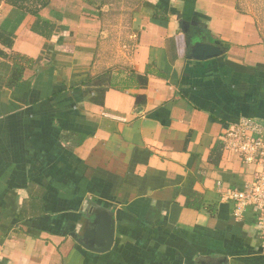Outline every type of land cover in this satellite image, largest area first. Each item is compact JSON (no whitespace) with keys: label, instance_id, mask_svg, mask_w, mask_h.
<instances>
[{"label":"crops","instance_id":"obj_1","mask_svg":"<svg viewBox=\"0 0 264 264\" xmlns=\"http://www.w3.org/2000/svg\"><path fill=\"white\" fill-rule=\"evenodd\" d=\"M109 12L0 0V264H264L217 191L254 177L220 138L264 128V21L241 0H142L115 50ZM193 38L222 55L190 59ZM91 203L114 215L103 254L70 236Z\"/></svg>","mask_w":264,"mask_h":264},{"label":"built area","instance_id":"obj_2","mask_svg":"<svg viewBox=\"0 0 264 264\" xmlns=\"http://www.w3.org/2000/svg\"><path fill=\"white\" fill-rule=\"evenodd\" d=\"M223 149L236 153L245 164L255 167L253 180L240 190L217 191L221 198L232 204L235 221H241L249 212L264 242V128L254 119L241 118L228 126L220 138Z\"/></svg>","mask_w":264,"mask_h":264},{"label":"water","instance_id":"obj_3","mask_svg":"<svg viewBox=\"0 0 264 264\" xmlns=\"http://www.w3.org/2000/svg\"><path fill=\"white\" fill-rule=\"evenodd\" d=\"M203 39H190V59L204 61L222 55L220 48ZM115 222L113 212L105 206L91 203V208L84 212L76 222L75 231L70 234L74 242L84 250L103 254L108 252L114 242ZM219 264H226L225 259Z\"/></svg>","mask_w":264,"mask_h":264},{"label":"rangeland","instance_id":"obj_4","mask_svg":"<svg viewBox=\"0 0 264 264\" xmlns=\"http://www.w3.org/2000/svg\"><path fill=\"white\" fill-rule=\"evenodd\" d=\"M112 3L110 20H116L108 24V30L116 31V38L112 40L115 50L120 49L123 45L122 38L118 37L117 32H123L125 38L128 33V20L131 12L137 7L135 0H108ZM241 5L245 9L252 11L257 18L264 21V0H241ZM113 12V13H112ZM132 41V31H129ZM117 53V52H116Z\"/></svg>","mask_w":264,"mask_h":264},{"label":"trees","instance_id":"obj_5","mask_svg":"<svg viewBox=\"0 0 264 264\" xmlns=\"http://www.w3.org/2000/svg\"><path fill=\"white\" fill-rule=\"evenodd\" d=\"M136 3H137V7L134 8V10L131 12L130 16H132V14L137 10V8L140 6L142 0H135ZM103 4H106L108 5L109 7V10L111 12V8H112V3L109 2L108 0H103ZM22 8V7H20ZM109 12V13H110ZM113 13V12H112ZM111 14V13H110ZM27 60L26 58L24 57H14L13 58V63H12V68H11V71H10V74L7 78V81H6V87H12L14 85H16L19 81H20V78H21V73H22V66H21V60ZM28 61V60H27ZM29 62H33V61H29ZM195 203V202H194ZM194 205V204H193ZM196 206V205H195ZM194 206V207H195ZM196 208L198 209L199 207L196 206Z\"/></svg>","mask_w":264,"mask_h":264}]
</instances>
